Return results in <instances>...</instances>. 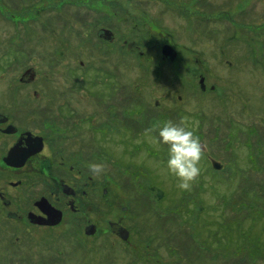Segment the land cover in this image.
I'll use <instances>...</instances> for the list:
<instances>
[{"label": "rangeland", "instance_id": "1", "mask_svg": "<svg viewBox=\"0 0 264 264\" xmlns=\"http://www.w3.org/2000/svg\"><path fill=\"white\" fill-rule=\"evenodd\" d=\"M57 1L37 0L30 6L29 0H0L1 106H21L24 97L48 89L49 75L59 77L61 67L51 68L48 58L53 54L57 60L63 58L58 43L67 29L56 18L48 23L49 8L35 13L41 4L52 7ZM125 8L131 11L130 3ZM158 8L164 16L176 17L175 24L167 19L163 24L166 33H160L165 40L193 45L197 54L187 46L188 50L178 51L179 58L203 59L206 82L214 85L212 92L201 93L195 89L193 72L172 74L177 63L161 73L177 81V87L176 82L171 86V102L178 103V96L184 99L178 104L186 108L189 125L199 130L200 141L206 145L200 175L191 190H179L177 179L167 173V146H154L158 156L147 160L154 173L143 180L126 177L122 181L125 187L131 180L149 188L140 196L144 207H135L123 220L135 247L115 241L106 224L100 235L87 238L71 237L66 223L51 229L5 222L4 227L0 225V264H264V0H161ZM132 10L146 11L134 2ZM74 29L78 31L77 24ZM75 54L76 50L70 51L73 58ZM134 60L132 71L130 67L119 70L123 81L117 82V88L122 90L123 83L127 92L131 83L127 79L136 75L135 95L151 78L153 67ZM32 68L36 80L21 83L22 74ZM139 115L129 116L139 122ZM181 118L174 114L166 121L178 123ZM141 128L129 133L145 137ZM148 153L153 155L151 147ZM206 156L223 168L216 172ZM160 188L164 202L158 201ZM119 193L123 200H133L142 192ZM175 203L180 209L171 208ZM110 210V204H103V222L113 219Z\"/></svg>", "mask_w": 264, "mask_h": 264}, {"label": "flooded vegetation", "instance_id": "2", "mask_svg": "<svg viewBox=\"0 0 264 264\" xmlns=\"http://www.w3.org/2000/svg\"><path fill=\"white\" fill-rule=\"evenodd\" d=\"M57 2L52 7L41 4V9L35 13L41 14L49 8L48 23L56 18L67 29L60 32L65 36L58 43V48L64 51L63 58L57 60L54 54L48 58L51 68L61 67L60 78L57 77L62 82L60 86L57 78L49 75L48 89L41 88L38 93L35 91L32 96L24 97L21 106H1L0 55V225L26 222L36 228L56 229L66 223L71 237L81 234L93 238L101 234L106 224L115 241L129 247L133 243L129 230L123 225L124 216L135 207H144V199L140 196L149 188L135 185L131 180L125 187L122 181L126 177L146 179L154 173L148 169L147 160L158 156L148 136L129 131L141 126L145 135L146 129L162 125L174 114L185 117L186 108L178 104L184 99L178 96V103L171 102L174 90L171 86L177 81L171 75L166 78L161 74L166 66L177 63L172 74H196L194 86L201 93L212 92L214 85L206 82L203 59L179 58L181 49L190 47L196 51L193 45L185 40L168 42L160 33L161 30L165 32L166 19L170 24L176 23V17L158 12L161 0ZM133 2L146 11L134 12ZM29 3L33 6L37 0H29ZM125 3H130L132 12L124 9ZM20 6L16 1V7ZM75 24L78 31L74 29ZM149 24L155 28L154 32L147 26ZM174 28L176 30V25ZM166 46L175 51L174 60L164 56ZM71 50L77 51L74 58ZM99 51L103 53L98 55ZM138 57L142 62L151 63V78L144 82V88L139 86L142 90L135 91V95L132 89L133 78H138L136 75L127 79V84L131 82L126 86L127 92L123 91V83H120L122 90H118L117 82L123 81L119 70L128 71L130 67L132 71L134 58L140 60ZM27 79L25 77L21 83L34 82L36 73L32 81ZM129 115H139L140 121ZM194 132L201 137L199 130ZM150 147L153 155L148 153ZM46 148L51 151L50 158L43 155ZM141 150L145 156H141ZM206 157L209 162L213 159ZM135 159L139 163L134 164ZM90 162H103L107 167L100 176L93 178L87 167ZM119 190L142 193L133 197L135 200H123ZM157 190L162 194L158 201L164 202V190ZM103 204H110L112 220L103 222ZM178 207L176 203L171 206L172 209ZM119 226L128 232L125 240L113 232Z\"/></svg>", "mask_w": 264, "mask_h": 264}, {"label": "clouds", "instance_id": "3", "mask_svg": "<svg viewBox=\"0 0 264 264\" xmlns=\"http://www.w3.org/2000/svg\"><path fill=\"white\" fill-rule=\"evenodd\" d=\"M144 134L150 138L153 146H167V173L177 179L179 190L190 191L200 175L199 165L206 145H202L199 136L195 135L188 118H181L178 123L166 121L162 125L157 124L146 129ZM43 155L50 158L51 151L46 148ZM87 167L95 178L105 171L107 165L103 162H90Z\"/></svg>", "mask_w": 264, "mask_h": 264}, {"label": "water", "instance_id": "4", "mask_svg": "<svg viewBox=\"0 0 264 264\" xmlns=\"http://www.w3.org/2000/svg\"><path fill=\"white\" fill-rule=\"evenodd\" d=\"M163 54H164V56L166 58H169L171 60H174L176 58L175 51L171 47H169V46L164 47ZM34 76H35L34 70L33 69H28L27 71H25L22 74V76L20 78V81L21 82H24V78L27 77L28 78L27 81L30 82V81L33 80ZM200 83L202 84V81H200ZM210 162H211V167L213 169H215V170H220L221 169V164L218 161H215L214 159H211ZM113 232H115L116 234H118L123 240L126 239L127 234H128L127 230L124 229V228H122V227H120V226H119V229L117 231L113 230Z\"/></svg>", "mask_w": 264, "mask_h": 264}]
</instances>
